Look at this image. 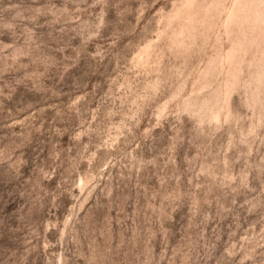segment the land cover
I'll return each instance as SVG.
<instances>
[{"label":"rangeland","instance_id":"374dc122","mask_svg":"<svg viewBox=\"0 0 264 264\" xmlns=\"http://www.w3.org/2000/svg\"><path fill=\"white\" fill-rule=\"evenodd\" d=\"M0 264H264V0H0Z\"/></svg>","mask_w":264,"mask_h":264}]
</instances>
